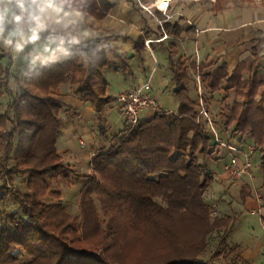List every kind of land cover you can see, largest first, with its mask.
Returning <instances> with one entry per match:
<instances>
[{
	"label": "trees",
	"instance_id": "16d2710c",
	"mask_svg": "<svg viewBox=\"0 0 264 264\" xmlns=\"http://www.w3.org/2000/svg\"><path fill=\"white\" fill-rule=\"evenodd\" d=\"M97 1L99 7L94 0L77 2L85 6L87 4L89 9L94 6L96 15L103 17L111 9L112 3L110 0ZM157 13L162 18L160 12ZM161 27V34L155 37L165 33L173 39H180L184 33L178 22L171 20L165 21ZM4 34L5 26L0 16V35ZM256 41L257 39L251 41L252 60H240L231 73L227 71L225 62L214 70L219 61L218 57L207 62L201 61L197 66L195 60L190 58L182 56L174 59L172 46L165 49L171 72L170 84L173 86V97L177 104L176 111H155L149 119L139 121L130 132L112 138L109 146L108 142L92 157V170L100 180L94 176H85L87 186L80 193L81 212L85 223L97 221L93 206V195L96 194L102 204L104 218L113 210H117L116 208L119 209L118 213L126 210L133 218L137 217V214H143L146 224L161 228L160 236L166 239L173 238L175 241V235L166 227V223L170 224L176 218L197 224L201 244L197 246V242L187 243L189 251L169 241V250L175 252L178 257L161 264H220L221 260H228L229 264H247L241 257L239 246H230L227 242L232 217L223 216L210 220V210L203 194L212 181L213 174L206 169L204 161L223 147L217 144L215 139L212 141L211 136H214L202 120L199 101L203 105L206 100H203L202 96L199 100L191 98L185 84L190 78L192 80L193 77L189 74L191 72L199 80L201 89L210 94L211 100L214 99L213 94L219 91L222 82L225 92L232 89L239 96L240 101H233L226 109V114H220L223 118L222 126L216 125L214 121L213 125L218 129V133H229L226 143L217 133L218 139L227 145H232L229 142L235 134L249 138L253 155H259L260 167L264 172V66L261 69L257 66L258 61L264 60V55H258ZM134 46L136 53H141L144 39L139 38ZM2 57L0 54V60ZM53 59L46 67L42 66L27 77V82L20 89L23 100H32L39 104V107L33 109L28 105L19 110L15 118L11 119L7 115L3 121L0 119V126L3 128L0 139L3 141L2 148L5 153L11 148V140L17 133L20 138L13 155L16 159L19 158L18 155L21 156L19 160L24 165H27L28 161L35 163V167L23 170H17L15 167L7 170L5 168V175L9 178L14 173L27 176L29 192H14L12 198L21 212H12L5 220L0 221V264L16 261L20 251L30 256L34 263L48 258L52 260V264H113L110 258L101 253L96 254L80 247L74 224L63 221L67 220V216L60 201L52 205L41 201L46 191L47 178L64 172V167L59 163L61 156L53 144L41 150L39 147L43 146L37 143L36 138L43 134L42 128L47 124L49 113L51 114L52 110H60L61 103L52 102L50 95L61 86L76 85L75 96L90 102L94 110L99 112L100 102L103 104L112 100L109 96L101 97L97 92L99 89L104 93L107 86L103 72L109 67L117 68L122 60L116 54L97 50L93 43L76 42L55 51ZM139 60L142 62L141 57ZM5 71L7 69L0 63V84H7L8 73ZM242 73L250 77L244 85ZM195 85L197 86L196 82ZM227 99L226 94L221 103ZM26 110L27 114L31 115L29 121L24 117ZM40 112V125H37L36 118ZM15 121L19 126L31 127L28 136L22 129L20 132H15V127L7 131L4 129L6 122L13 125ZM54 131L57 132V127ZM25 135L29 139L27 147L21 138ZM21 146L26 148L25 151H22ZM225 151L229 156V151ZM221 160L223 161L224 157ZM225 162L221 164V168ZM3 189L4 186H1L0 193ZM239 195L243 202L250 199L251 187L244 184ZM260 199L264 205V195ZM109 226V231H113L111 225ZM109 233H102L103 240L110 241L113 238L114 232L111 235ZM213 234L217 237L215 249L207 259H200L206 251L209 237ZM13 249L20 251L14 255ZM104 250L106 252V247ZM189 253L191 255H185Z\"/></svg>",
	"mask_w": 264,
	"mask_h": 264
},
{
	"label": "rangeland",
	"instance_id": "374dc122",
	"mask_svg": "<svg viewBox=\"0 0 264 264\" xmlns=\"http://www.w3.org/2000/svg\"><path fill=\"white\" fill-rule=\"evenodd\" d=\"M145 1L149 3L151 12L160 19V16L156 14L158 9L154 5L156 0ZM262 1L264 0H216L217 3L210 0H200L194 2L196 4V12L199 15H203L209 12L238 13L240 9L245 7L254 10L256 9L255 7L261 5ZM59 42L61 40L55 41L51 37L46 36L36 37L30 33H24V31L20 33L7 31L6 35H0V54L3 55L0 63L7 69L5 72L8 73L7 84L4 82L0 84V119L2 121L7 115L11 119L15 118V114L28 105L36 109L37 106L39 107V104L32 100H23V94L20 89L27 82L26 78L30 77L34 71L42 66L46 67L54 60V52L58 51V46L62 44ZM66 45L71 44L68 42ZM163 45L168 47L167 42ZM145 48L147 47L145 46ZM208 51L210 52L209 47L205 49L200 48L198 54L192 52V57L196 61L198 59V62H206ZM152 53L158 60L156 63L161 68L168 70L167 53L165 51L161 52L157 48H153ZM175 53L174 59L182 56L179 51H175ZM257 53L259 52L257 51ZM260 53H264V49H260ZM241 60L250 62L252 60L251 52L242 57ZM257 66L261 69L264 66V60L258 61ZM110 70L106 68L103 72V77L108 84L105 92L102 93L99 89L97 92L101 97L109 96L112 100L103 104L100 102L101 107L99 112L94 110L92 113H86L84 112V108H82L83 116L74 113L69 104L71 101L68 102L63 97L65 94H68V96H73L81 104H84V100L75 96L76 85L67 84L61 86L50 95V100L61 103V107L59 111L55 112L52 110L51 114L49 113L47 124L42 128L43 134L39 135V138H36L37 143L43 147L37 146L41 150H44V147L48 148L53 144L57 153L61 156L59 163L63 165L64 172L47 178L45 184L46 191L44 192V196L41 197V201L46 205H52L58 201L63 204L64 214L67 216V220L63 221L64 223L72 222L74 224L79 245L86 251H93L96 254L101 253V255L110 258L113 264H161L178 257L175 252L169 250L171 249L169 241L171 244L175 242L176 245L184 247L186 250L189 249L187 243L197 242L198 244H195L197 246L201 244L199 239L201 235L197 224L192 223L190 220L186 221L176 218L172 223H166L168 226L165 225L175 235V241L172 240L173 238L171 240L166 239V237L160 236L159 232L161 228H153L154 226L146 224V219L142 216L143 214H137V217L133 218L126 210H121L118 213L117 210L119 209L116 208L117 210H113L107 218H104L101 211L102 204L98 201L96 194L93 195V206L96 211L97 221L87 224L84 222L82 216L80 193L87 186L88 181H86L85 176H94L100 180V177L95 175L92 170V157L108 142L107 146H109L112 138L122 136L126 131L120 106L115 96L120 92V89L124 90V87L132 86L134 80H128L129 77H126V80H124L122 75ZM242 74V83L244 85L250 77L245 73ZM191 76L193 77L192 80L190 78L185 85L191 98L199 100L200 92L203 100H206V103L203 102V109L206 111V115L201 114L202 120L214 136L213 130L218 133V129L213 125V121L221 127L223 118L220 114H226V109L232 105V102L235 100L240 101V98L232 89L225 92V85L222 82L219 91L213 94L214 99L211 100L210 94L201 89L199 80L192 73ZM136 78L138 79H135V83H138L139 80L145 81L144 75L141 72L137 74ZM193 81L196 82L200 90H198ZM151 84L152 91L150 93L151 95L153 93L152 97L155 100L156 106L167 113L172 106H174L173 109L175 110L176 101L173 97V86L170 84V80H167L162 89H159L156 81L153 79ZM226 94L228 95V99L221 103ZM256 99L258 100V98ZM154 112L152 108L141 110L138 115L139 120L145 121L149 119ZM24 117L27 121L30 120L31 115L27 114V110L24 111ZM37 117V125H40L41 112ZM209 123L214 128L213 130L210 129ZM11 127H15V132H20L21 129L26 131V135L31 132V127L19 126L16 121L13 125L10 122H6L4 129L7 131ZM55 127H57L56 133L54 131ZM1 131H3V128L0 126V133ZM218 134L221 140L226 143L229 133L223 131ZM26 135L21 137L25 147L29 145V139ZM19 138L16 133L11 140V148L6 153L2 148L3 141L0 139V187L4 186L3 191L0 193V221L5 220L6 216L12 212H21L18 204L12 198V194L14 192H19L20 194L29 192L28 185L26 184L27 176L14 173L9 178L5 175V168L7 170L8 168L15 167L17 170H23L27 167H35V163L31 161H28L27 165L22 164L19 160L21 156L18 155L19 158L16 159L17 157L13 155L18 146ZM211 139L214 141L212 136ZM229 144L244 150L252 147L251 140L242 137L240 134L233 135ZM37 146H35V149ZM71 146L78 150L73 149ZM21 147L23 148H21L22 151H25L26 148ZM22 151L19 152L22 153ZM223 157L224 160L222 161L221 158ZM228 159L229 156L225 149L219 148L217 153H212L204 161L206 169L213 174V179L203 194L205 203L210 210V220L223 216H231L232 222L227 239L228 244L230 246H239L241 257L246 260L247 264H264V205H262L260 199L264 195V172H262V168L260 167L259 155L256 154L252 157L251 179L243 177L239 182L230 181L226 177L218 181L219 177L217 174L220 173L221 164L228 161ZM213 183H216V188L212 187ZM107 184L111 185V183ZM244 184H248L251 187V198L245 202L241 201L239 195L240 188ZM1 195H3V198ZM258 199L259 202L257 201ZM249 201H253L255 203L254 206H250L248 204ZM251 211H254V214ZM109 225H111L113 231H109ZM108 232H110L109 235L114 232L113 238L110 241L103 240L102 233ZM216 243L217 237L216 234H213L208 239L205 253L199 258L207 259L215 249ZM105 247L106 252L104 250ZM19 251L13 249L12 254L15 255ZM20 252L21 254L16 257V261L8 264H52V260L48 258L34 263L30 256L22 251ZM191 254L194 255V252ZM220 264H229V261L221 260ZM237 264L241 263L238 262Z\"/></svg>",
	"mask_w": 264,
	"mask_h": 264
},
{
	"label": "crops",
	"instance_id": "0c3cea01",
	"mask_svg": "<svg viewBox=\"0 0 264 264\" xmlns=\"http://www.w3.org/2000/svg\"><path fill=\"white\" fill-rule=\"evenodd\" d=\"M94 1L99 7V2ZM110 2L111 9L105 16L98 17L94 6L89 9L87 4L85 6L77 0H0V16L5 26L4 35L7 31L18 33L24 31L36 37H51L55 41L61 40L59 49L71 46L66 45L68 42L93 43L97 50L120 57L122 63L117 68L109 67V69L122 75L124 80L126 77H129L128 80H134L132 86L124 89L143 85L152 70L154 71L152 79L156 81L159 89L165 86L167 80L171 79V72L169 68L168 70L161 68L152 53L153 48L161 52L165 51L167 48L163 45L165 42L168 46H172L173 54L179 51L183 57L191 60H194L192 52L198 54L200 48L209 47L210 52L206 54V62L212 57H218L219 61L214 70L225 62L229 73L241 58L250 52L253 39H257L255 44L258 54L264 55L260 53V49H264V1L254 10L245 7L238 13L209 12L199 15L194 1L173 0L168 5L169 14L181 15L174 16L170 20L178 22L184 33L180 39L166 36L164 40L157 42L156 40L161 39L165 33L155 37L161 34L159 29L162 27L144 10L149 8V3L145 0H110ZM37 5L40 6L39 10H32L29 21H25L24 11ZM156 14L158 15L157 12ZM139 38L151 40L152 43L149 49L144 46L141 53L137 54L134 44ZM140 57L142 62L139 60ZM199 62L198 59L195 60L197 66ZM139 72L144 75L145 81L139 80L135 83ZM63 98L68 102L71 101L69 104L76 115L78 113L83 116L82 108L86 113L94 111L91 103L81 104L77 98L68 94ZM176 106L177 104L175 108ZM173 108L174 106L168 112L173 113L176 110ZM218 177V181L224 179L223 176ZM215 185L216 183H213L212 187ZM248 204L254 206L255 203L249 201Z\"/></svg>",
	"mask_w": 264,
	"mask_h": 264
},
{
	"label": "built area",
	"instance_id": "2783aa9c",
	"mask_svg": "<svg viewBox=\"0 0 264 264\" xmlns=\"http://www.w3.org/2000/svg\"><path fill=\"white\" fill-rule=\"evenodd\" d=\"M77 1H84V0H77ZM157 1V0H156ZM156 1L154 3L155 8L156 6ZM173 1V0H167L166 1V6L163 9H158V11L161 13L162 18H157L154 13L151 12L149 8H145L144 10L150 15L160 26L165 21H169L172 19L174 16H179L180 13H175V14H169L167 12L168 4ZM191 1H200V0H191ZM212 2H215L216 0H210ZM40 6L37 5L34 8H28L24 11V16H25V21H29V15L32 10H39ZM166 38V35L163 34L162 38L157 41H162ZM145 46L149 48L150 43H152L151 40H145ZM153 70L151 71L150 76L146 80V82L135 88H130V89H124L120 90V92L115 96L116 101L118 102L121 110V114L124 119V124H125V129L126 133L130 132L133 128H135L139 124V112L141 110H145L148 108H152L154 111L160 110L155 103L154 98L150 94V89H151V81L153 77ZM198 90L200 88L198 87ZM199 97H201V94L199 92ZM200 105V114L206 115L205 110L203 109L202 102L199 101ZM208 121H210L208 119ZM210 129H214L211 126V123H209ZM214 133V139L217 144H219L221 147L227 149L229 151V159L226 161L221 168V171L217 176H224L228 180L233 181V182H239L243 177H248L251 179V166H252V157H253V148L248 147L246 150L237 148L232 145H227L223 142H221L218 139L217 133L213 130ZM259 202V199L257 200ZM259 205V203H258ZM252 214H254V211H251Z\"/></svg>",
	"mask_w": 264,
	"mask_h": 264
},
{
	"label": "bare ground",
	"instance_id": "6f19581e",
	"mask_svg": "<svg viewBox=\"0 0 264 264\" xmlns=\"http://www.w3.org/2000/svg\"><path fill=\"white\" fill-rule=\"evenodd\" d=\"M166 1H167V0H157V1H156V6H157V8H158V9H163V8H165V6H166Z\"/></svg>",
	"mask_w": 264,
	"mask_h": 264
}]
</instances>
